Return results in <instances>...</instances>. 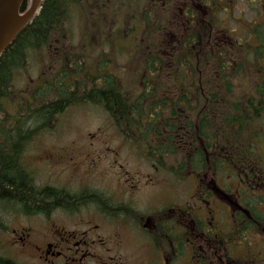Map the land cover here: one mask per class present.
I'll return each instance as SVG.
<instances>
[{"label":"trees","instance_id":"trees-1","mask_svg":"<svg viewBox=\"0 0 264 264\" xmlns=\"http://www.w3.org/2000/svg\"><path fill=\"white\" fill-rule=\"evenodd\" d=\"M224 1L42 0L39 14L0 57V224L7 209L47 214L87 200L110 213L119 208L95 194L75 196L63 188L37 186L22 160L27 143L52 124L70 94L51 84L31 89L29 97L17 94L15 71L26 65L29 50L44 49L63 36L72 9L81 5L104 12L105 42L131 35L135 41L126 64L132 72L124 77L106 70L109 59L99 51V89L80 102L99 101L154 165L179 178L205 162L204 150L214 142L226 149L231 163L257 156L264 135L263 38L257 44L238 42L219 30ZM29 3L23 1L20 10ZM0 264L12 263L0 256Z\"/></svg>","mask_w":264,"mask_h":264},{"label":"flooded vegetation","instance_id":"flooded-vegetation-1","mask_svg":"<svg viewBox=\"0 0 264 264\" xmlns=\"http://www.w3.org/2000/svg\"><path fill=\"white\" fill-rule=\"evenodd\" d=\"M38 67L43 75H64L57 84L70 94L64 109L99 89V55H63L56 42ZM87 146L82 159L65 157L58 165L72 167L78 173L72 179L79 175V185L66 186L67 191L95 194L119 208L110 213L98 201L87 200L75 209L57 206L47 214L13 212L10 216L23 223L0 226V246L8 238L7 252L1 254L0 248V256L12 264H264V156L231 163L226 149L214 142L204 150L205 162L191 172L190 197L147 202L138 196L147 187L144 182L131 183L122 165L120 171L113 168V155L92 142ZM102 159L111 168L99 165ZM99 176L118 177L114 193L121 195L100 188Z\"/></svg>","mask_w":264,"mask_h":264},{"label":"rangeland","instance_id":"rangeland-1","mask_svg":"<svg viewBox=\"0 0 264 264\" xmlns=\"http://www.w3.org/2000/svg\"><path fill=\"white\" fill-rule=\"evenodd\" d=\"M93 7L92 4H87L85 7L82 5L80 10L73 8L72 17L65 23V31L68 34L63 39L61 49H71L73 52L77 51L82 55H97L99 51H105L106 56L115 55L117 66L115 70L110 67L111 72L120 74L122 77L126 71L127 74H131L132 67L126 68L130 58L126 42L130 43L132 47L135 39L132 35L126 40L105 42L104 39H101L103 32L107 30V21L104 12L99 11V9L96 12ZM222 11L218 15L219 30L230 33L238 42L247 36V42L252 44H256V39L259 37L264 40V0H225ZM119 25L120 22L117 21L115 27ZM122 43L126 46L125 49L122 47ZM52 50L53 46L49 50L40 52L39 55H47V52L49 55ZM27 55H29L27 69L24 72L16 71L13 81L14 90L20 93L25 91L27 85L38 76L40 70L38 63L42 56L40 59L39 56L36 59L38 54L33 50L28 51ZM261 124L263 126L260 125V128L264 130V119L261 120ZM87 142H92L96 148L105 149L110 155H113L112 157L116 159L111 163L116 166L113 168L119 169V165H122L126 171V177L130 179L131 183H145L147 187L138 191L141 201L150 202L159 198H181L184 200L192 195L193 179L191 177L185 178L183 181H176L171 175L156 170L132 149L129 141L120 134L115 120L111 119L100 106H77L59 113L55 121H52L51 128L45 130L32 141L24 154V160L39 185L44 183L67 186V188L74 186L72 189H75L79 185V175H74L73 179L70 178V175L78 173L72 167H66V170H63L65 165L60 167L58 165L62 164L61 162L65 157L67 159V157L75 158L78 156L75 159H82L89 153ZM47 159L51 161L52 165L49 166L46 161H43ZM99 165H109V163L102 159ZM108 168H111L110 165ZM117 179L118 177L99 176L96 178V184H99L100 188L105 189L110 194L121 195L114 193V185ZM144 205L139 204V206ZM6 213L7 211L1 215ZM5 223L7 227H16L23 223V219L9 215L6 217ZM25 224L31 225L27 221ZM2 240L1 254H6L5 243L8 238L3 237ZM133 253L135 256L143 254V252L138 251H133Z\"/></svg>","mask_w":264,"mask_h":264},{"label":"water","instance_id":"water-1","mask_svg":"<svg viewBox=\"0 0 264 264\" xmlns=\"http://www.w3.org/2000/svg\"><path fill=\"white\" fill-rule=\"evenodd\" d=\"M24 0H0V55L20 32V30L32 19L41 0H31L30 7L23 13L20 5Z\"/></svg>","mask_w":264,"mask_h":264}]
</instances>
